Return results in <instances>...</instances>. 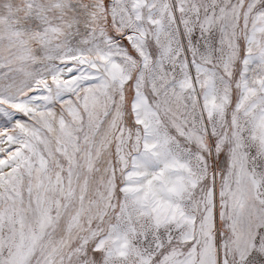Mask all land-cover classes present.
Instances as JSON below:
<instances>
[{"label":"snow or ice","instance_id":"obj_1","mask_svg":"<svg viewBox=\"0 0 264 264\" xmlns=\"http://www.w3.org/2000/svg\"><path fill=\"white\" fill-rule=\"evenodd\" d=\"M0 264H264V0H0Z\"/></svg>","mask_w":264,"mask_h":264}]
</instances>
